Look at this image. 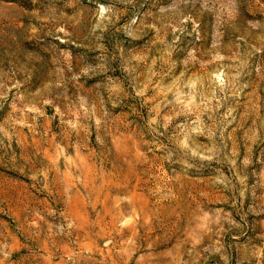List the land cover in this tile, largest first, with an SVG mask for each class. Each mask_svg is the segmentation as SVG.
I'll return each mask as SVG.
<instances>
[{
  "label": "rangeland",
  "instance_id": "obj_1",
  "mask_svg": "<svg viewBox=\"0 0 264 264\" xmlns=\"http://www.w3.org/2000/svg\"><path fill=\"white\" fill-rule=\"evenodd\" d=\"M0 264H264V0H0Z\"/></svg>",
  "mask_w": 264,
  "mask_h": 264
}]
</instances>
